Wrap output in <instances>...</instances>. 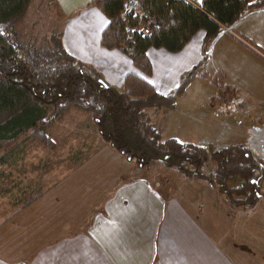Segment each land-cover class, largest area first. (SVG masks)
I'll return each instance as SVG.
<instances>
[{
    "label": "crops",
    "instance_id": "crops-1",
    "mask_svg": "<svg viewBox=\"0 0 264 264\" xmlns=\"http://www.w3.org/2000/svg\"><path fill=\"white\" fill-rule=\"evenodd\" d=\"M46 2L51 16L48 19L44 14L45 21L57 24L65 50L96 70L118 91L123 90L126 77L134 74L146 79L157 93L170 94L179 88L185 74L207 58L201 76L187 88L173 109L174 112L179 106L185 112L191 129L195 111L190 109L197 101L193 99L189 104L191 97L202 95L199 105L212 112L204 117L205 123L222 122L212 100L226 86L235 89L247 102L244 111L231 118L249 115L256 105L264 107V98L260 97L264 94V79L253 86L250 77L242 78L246 81L243 82L239 75L229 73L224 67L226 58H231L233 53L254 56L250 46L264 53V10L251 12L224 30L206 55L204 31L198 32L180 53L149 50L153 73L145 76L122 51L102 46L108 20L94 6V0ZM257 55L255 60L259 64L257 61L254 64L264 74V59ZM225 69L228 74L222 88L214 84L215 91L209 87L197 88L209 83L207 77ZM249 87L255 90L246 91ZM170 112L162 110L154 118L163 137L196 144L201 133H194L195 129L189 128L187 136L177 132L165 136L166 130L158 120ZM59 174L57 187L52 191L41 181L43 173L37 174L36 179L13 182L8 189L0 185V200H6L15 209L13 213L9 207L2 210L0 202V264H264V199L258 202L260 209H256L258 204L253 209H233L218 188L190 179L191 183L202 184L194 187L203 194H215L213 204L186 193L181 198L173 187L163 193L161 186L151 182L146 169L107 144L89 154L73 170ZM9 176L13 180V174ZM23 190L36 193L20 203L22 195L17 194ZM7 191H12L8 198L3 194ZM12 193L14 199L9 197ZM34 198L38 200L28 207Z\"/></svg>",
    "mask_w": 264,
    "mask_h": 264
},
{
    "label": "trees",
    "instance_id": "trees-1",
    "mask_svg": "<svg viewBox=\"0 0 264 264\" xmlns=\"http://www.w3.org/2000/svg\"><path fill=\"white\" fill-rule=\"evenodd\" d=\"M33 1L0 0V171L18 163L33 142L50 146L51 130L75 110L89 115L103 141L142 169L167 159L166 165L176 166L185 178L217 186L233 209H253L264 199L261 160L246 148L213 152L174 139L163 140L161 128L154 123L157 113L176 107L201 76L207 58L185 74L179 88L170 94L157 93L146 79L134 74L126 77L123 90L118 91L96 70L71 56L61 35H52L51 45L46 47L11 39L10 32L25 18ZM126 1L94 0L108 20L101 44L122 51L145 76L153 73L149 50L180 53L204 31L206 55L224 30L245 15L264 10V0H137L158 24V28H149L140 16L124 13ZM237 97V91L226 86L212 100L213 106ZM209 156L217 163L215 176L201 171ZM230 182H238V186L232 188ZM32 193L36 192L19 191L20 203ZM37 200L32 199L28 207Z\"/></svg>",
    "mask_w": 264,
    "mask_h": 264
},
{
    "label": "rangeland",
    "instance_id": "rangeland-1",
    "mask_svg": "<svg viewBox=\"0 0 264 264\" xmlns=\"http://www.w3.org/2000/svg\"><path fill=\"white\" fill-rule=\"evenodd\" d=\"M46 3V0L33 1L24 20L17 23L10 32L9 36L12 40L16 42L19 40V42L42 47L51 45V35H58L60 33L57 32L56 23L45 21V15H47L48 19L51 16L48 9L45 7ZM249 48L254 50L252 53L254 56H250L249 54L248 57H245L242 53H233L234 55L231 58H226L224 67L229 73L239 75L243 82L246 81L242 78L250 77L251 84L257 86L261 84L258 83V81L264 79V74L263 70L254 64L255 61L259 64L258 60H255V57L258 54L257 57L264 59V53H259L254 47L250 46ZM226 69L222 73L216 71V74L212 77H207L208 80H210L208 84L202 83L200 86H197V88L209 87L211 89L213 88L214 91L218 87L222 88V84L225 83V74H228ZM212 84L216 85V88ZM249 88L250 89L246 91L255 90L253 87ZM219 93L220 89L218 95L213 99H217ZM263 95L260 97L264 98ZM201 96H193L189 101V104H191L193 99H197V101L192 103L193 107L190 109V111H195V113L192 114V129H195L194 133H201V135H197L199 141L192 145L213 152L221 149H228L230 147L243 146L250 153L254 154V156L260 157V150L264 141V107L256 105V110L249 115L231 118L233 117L232 115L237 116L241 114L242 109L247 106L246 100L238 96L227 104L216 105L215 113L218 112L221 106L223 107V113L218 112V114L222 115H219V119L222 122H213L214 120H209V122L205 123L204 117L206 118L207 114L212 112L208 109H203L201 105H199V101L202 98ZM232 103L233 106L235 105L234 113L227 111V107H224L226 105H232ZM170 111V115H163L160 117V120H158L160 126H163L166 130L164 133L165 136H172L175 132L182 136H187L190 127H188L189 120H186L185 112L182 109L180 110L179 106H177L174 112L173 110ZM156 121H154V123L158 126ZM192 129L190 128V130ZM50 136V146L40 142H33L27 147L20 162L9 165V167L3 168L0 171V185H2L3 188L8 189L13 182L26 180L27 178L30 180V177L31 179H36L35 177L37 174L43 173V179L41 181H43L46 186H49V189L52 191L57 187L58 180L60 179V172L73 170L76 165L80 164V161H86L89 158V154L91 156L97 149L106 145L98 134L96 124L92 118L87 114L75 110L71 111L63 121L58 122L54 126ZM163 140L167 139L163 137ZM216 167L217 163L209 156L201 171L206 176H215ZM145 169L147 174L149 173L151 182L154 185L161 186V191L163 193L170 192L173 187V190L179 193L181 198L184 193H186L187 196L192 195L194 198L200 200H210L211 204H213V200L216 199L213 192L203 194L202 191L194 187L202 184H199L197 181L191 183L183 174H180V170L174 165H166L161 161H156ZM11 174H13V180L9 176ZM229 185L235 188L238 186V182H230ZM214 187L218 188L215 185ZM216 191L218 190L216 189ZM261 192L264 193V183ZM8 195V193L4 194V196ZM222 197L225 198V196ZM0 202L2 210H7V207H9L7 201L0 200ZM260 205L261 204H258L256 209H260L262 207ZM9 208L12 213L15 211L14 208ZM218 210L221 211V209Z\"/></svg>",
    "mask_w": 264,
    "mask_h": 264
},
{
    "label": "built area",
    "instance_id": "built-area-1",
    "mask_svg": "<svg viewBox=\"0 0 264 264\" xmlns=\"http://www.w3.org/2000/svg\"><path fill=\"white\" fill-rule=\"evenodd\" d=\"M124 13L126 15L140 16L149 28H158V24L155 21V19L150 14L144 13L140 3L137 2L136 0H127L126 1L125 5H124ZM145 33L147 35H150V31L148 29L145 30ZM224 107H227L226 110L229 112L234 113V111H235V105L233 106V103H232V105H229V106L226 105ZM218 112L223 113V107L222 106L218 109Z\"/></svg>",
    "mask_w": 264,
    "mask_h": 264
},
{
    "label": "flooded vegetation",
    "instance_id": "flooded-vegetation-1",
    "mask_svg": "<svg viewBox=\"0 0 264 264\" xmlns=\"http://www.w3.org/2000/svg\"><path fill=\"white\" fill-rule=\"evenodd\" d=\"M260 154L261 156L260 157L256 156V158H259L261 160V167L264 170V144L261 147Z\"/></svg>",
    "mask_w": 264,
    "mask_h": 264
},
{
    "label": "water",
    "instance_id": "water-1",
    "mask_svg": "<svg viewBox=\"0 0 264 264\" xmlns=\"http://www.w3.org/2000/svg\"><path fill=\"white\" fill-rule=\"evenodd\" d=\"M162 163H164V164H166L168 161H167V159H162V160H160Z\"/></svg>",
    "mask_w": 264,
    "mask_h": 264
}]
</instances>
